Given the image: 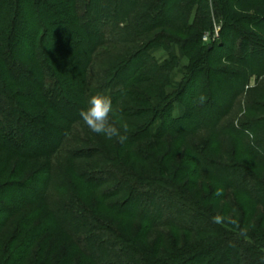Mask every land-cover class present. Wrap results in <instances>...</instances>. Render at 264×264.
Instances as JSON below:
<instances>
[{"label":"trees","instance_id":"obj_1","mask_svg":"<svg viewBox=\"0 0 264 264\" xmlns=\"http://www.w3.org/2000/svg\"><path fill=\"white\" fill-rule=\"evenodd\" d=\"M243 25L264 34V0H0V264H264V107L240 108L264 36ZM96 93L125 144L80 120ZM13 159L42 163L29 185L3 182Z\"/></svg>","mask_w":264,"mask_h":264},{"label":"rangeland","instance_id":"obj_2","mask_svg":"<svg viewBox=\"0 0 264 264\" xmlns=\"http://www.w3.org/2000/svg\"><path fill=\"white\" fill-rule=\"evenodd\" d=\"M239 11L240 14H242L243 16H250V17H254V18H259L256 14V12H248V11H243V10H237ZM260 21H263L262 18H259ZM224 21H220L216 18L213 17L212 19V22H211V26H209L207 29L204 30L203 34H202V44L206 47H210L211 45H216L218 43H220L221 41V36H222V33H223V28H224ZM239 29H242L243 28V31L245 33H251V34H254V35H257L259 37H263L264 34L263 33H260L258 30H255L254 28H252L251 26L249 27H245L244 25L243 26H239L238 27ZM219 30V37L215 40L214 42V38L216 36V31ZM207 37L208 40L205 41L204 38ZM233 40V39H231ZM230 40V41H231ZM132 49H135L134 47ZM114 50V51H113ZM119 50L118 49H112V55H117ZM154 53L156 54V56L159 58V59H163L164 57H167V53L163 50H156L154 49L153 50ZM182 65V64H181ZM219 68H225L226 66H223V65H220V66H217ZM180 69V67L178 68V70ZM177 70V72H178ZM249 89V90H248ZM250 96H253V98H251L250 96L247 98L248 96V93ZM250 101L252 103H250ZM255 102V104H259L260 108L264 107V75L262 77H260L259 79L257 78V75L253 76V77H249L248 78V81H247V85L245 87V90H244V95H243V98H242V103L240 102V108L242 110V112L245 111V109L247 108V105L248 104H253ZM248 103V104H247ZM239 114V113H234L231 114L229 116V118L232 120H236V125L238 123H241L242 121H249V118L248 116L244 115V113ZM257 119H260V121L262 123H264V112H261L260 114H258V116H256ZM241 120V121H240ZM143 123H147L148 120H141ZM4 130V127L2 126V128ZM8 131V130H6ZM263 136V134H261ZM260 135V136H261ZM261 136V137H262ZM255 142L257 140H259V138H257V136H255ZM249 141L253 142V140H250ZM3 157V158H1ZM0 158L4 160V166L5 163L7 162L8 157L7 155H4V154H0ZM22 165V166H20ZM42 165V163H30V164H27V163H24L20 160H17V159H13L9 162V164L7 165V171L5 173V176H4V179H3V182H11L12 184L13 183H23V185H29V182L27 181V179L29 178V174L32 172V170H36V169H39L40 166ZM3 166V165H2ZM18 170V171H16ZM16 171V175L15 176H11L13 174H15L14 172ZM21 174V175H20ZM20 175V176H18ZM180 185H184V183H181ZM211 189H212V185H210ZM26 197H29L28 194ZM203 199V195L200 194L197 196V201L200 202L201 200ZM37 205H34L32 206L31 208H28L27 210H24L22 213H21V216L22 215H27L29 213H33L35 211V209H37ZM213 205H209V207H212ZM236 219H239V218H236ZM264 227V226H263ZM248 230H252L251 227H249L246 231ZM210 238H214L212 236H210ZM88 264V262H87Z\"/></svg>","mask_w":264,"mask_h":264},{"label":"clouds","instance_id":"obj_3","mask_svg":"<svg viewBox=\"0 0 264 264\" xmlns=\"http://www.w3.org/2000/svg\"><path fill=\"white\" fill-rule=\"evenodd\" d=\"M206 101L207 97L203 94L197 98V102L200 105H203ZM115 115L111 96L102 93L92 95L87 102V107L79 112L80 120L92 133L101 135L108 140H115L123 145L128 140L126 135L128 126L126 123L120 124L115 119ZM244 132L249 136L250 140L254 139L255 134L250 129H244ZM214 195L222 197L224 195L223 189H217ZM212 220L213 223H222L223 217L217 214Z\"/></svg>","mask_w":264,"mask_h":264},{"label":"built area","instance_id":"obj_4","mask_svg":"<svg viewBox=\"0 0 264 264\" xmlns=\"http://www.w3.org/2000/svg\"><path fill=\"white\" fill-rule=\"evenodd\" d=\"M218 34H219V30H217V31H216V36H215V38L213 39V40H214V42H215V40H216V39L219 37V35H218ZM204 40H205V41H207V40H208V38H207V37H205V38H204Z\"/></svg>","mask_w":264,"mask_h":264}]
</instances>
